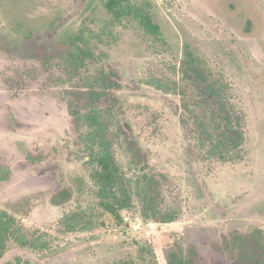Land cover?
<instances>
[{"label":"rangeland","instance_id":"rangeland-1","mask_svg":"<svg viewBox=\"0 0 264 264\" xmlns=\"http://www.w3.org/2000/svg\"><path fill=\"white\" fill-rule=\"evenodd\" d=\"M108 1L0 0V264H231L232 234L264 245V0Z\"/></svg>","mask_w":264,"mask_h":264},{"label":"trees","instance_id":"trees-1","mask_svg":"<svg viewBox=\"0 0 264 264\" xmlns=\"http://www.w3.org/2000/svg\"><path fill=\"white\" fill-rule=\"evenodd\" d=\"M121 0H109L106 3L108 8H112L115 5H118ZM140 23L144 25L148 30L155 31L157 30V26L152 25L149 20H143L142 17L139 19ZM156 32V31H155ZM83 48V46H82ZM83 122L85 123L88 133L92 134V142H97L99 144V148L96 152V162L95 168L93 170L92 177L104 185L106 188L103 189V194L99 198V207L101 211L109 216L113 221H122V217L119 213L120 205L108 194L109 190L107 186L110 187L113 180V168L110 160V152L109 147L103 136V122L99 117L97 111L89 112L84 115H80ZM79 118V120H80ZM230 152L224 155V158L231 159ZM159 192H156V182L152 179L148 178L147 180V189H146V198L144 200L145 207L144 209L148 211H144L145 216L151 219L152 222H160L162 217L159 215V210L157 205H159ZM157 202V205H156ZM163 221V220H162ZM14 228L15 224L3 214H0V258L4 254L7 249L8 244L14 240ZM226 242V241H225ZM227 244V242H226ZM228 246H231L235 249L236 254L234 256L231 264H263L264 257V245L262 243V235L260 230L255 229L250 233L241 234L234 233L228 239ZM171 264H188L186 259L182 257V255L172 254L170 258Z\"/></svg>","mask_w":264,"mask_h":264}]
</instances>
